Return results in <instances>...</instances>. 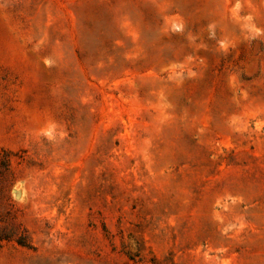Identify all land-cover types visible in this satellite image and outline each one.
I'll return each mask as SVG.
<instances>
[{"label": "rangeland", "instance_id": "1", "mask_svg": "<svg viewBox=\"0 0 264 264\" xmlns=\"http://www.w3.org/2000/svg\"><path fill=\"white\" fill-rule=\"evenodd\" d=\"M0 170V264H264V0H0Z\"/></svg>", "mask_w": 264, "mask_h": 264}, {"label": "trees", "instance_id": "2", "mask_svg": "<svg viewBox=\"0 0 264 264\" xmlns=\"http://www.w3.org/2000/svg\"><path fill=\"white\" fill-rule=\"evenodd\" d=\"M5 165L4 162H1V166ZM0 176H2V170H0ZM11 228L6 231V230H0V240H8L12 236L16 237V241L18 244L31 248L32 247V242L27 235L25 229L22 228L21 224L17 222L14 218H12L10 222ZM6 231V232H5Z\"/></svg>", "mask_w": 264, "mask_h": 264}, {"label": "bare ground", "instance_id": "3", "mask_svg": "<svg viewBox=\"0 0 264 264\" xmlns=\"http://www.w3.org/2000/svg\"><path fill=\"white\" fill-rule=\"evenodd\" d=\"M161 109V108H160ZM166 113V112H165ZM201 174V173H200Z\"/></svg>", "mask_w": 264, "mask_h": 264}]
</instances>
